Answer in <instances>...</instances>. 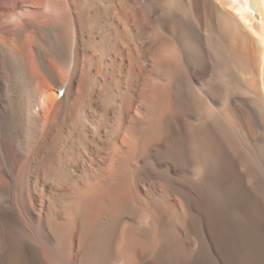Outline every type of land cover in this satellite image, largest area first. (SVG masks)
Masks as SVG:
<instances>
[{"label":"bare ground","instance_id":"1","mask_svg":"<svg viewBox=\"0 0 264 264\" xmlns=\"http://www.w3.org/2000/svg\"><path fill=\"white\" fill-rule=\"evenodd\" d=\"M0 264H264V0H0Z\"/></svg>","mask_w":264,"mask_h":264},{"label":"rangeland","instance_id":"2","mask_svg":"<svg viewBox=\"0 0 264 264\" xmlns=\"http://www.w3.org/2000/svg\"><path fill=\"white\" fill-rule=\"evenodd\" d=\"M44 8H45V7H44ZM53 90H54V89L51 90V93H52V94H55V92H54ZM59 94H60V93H59Z\"/></svg>","mask_w":264,"mask_h":264}]
</instances>
